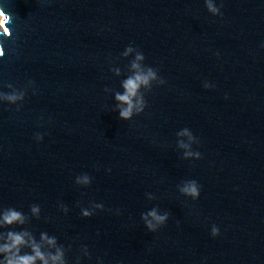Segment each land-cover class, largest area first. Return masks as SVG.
Instances as JSON below:
<instances>
[{
	"label": "water",
	"instance_id": "95a60500",
	"mask_svg": "<svg viewBox=\"0 0 264 264\" xmlns=\"http://www.w3.org/2000/svg\"><path fill=\"white\" fill-rule=\"evenodd\" d=\"M0 9V264H264V0Z\"/></svg>",
	"mask_w": 264,
	"mask_h": 264
},
{
	"label": "clouds",
	"instance_id": "9594fccd",
	"mask_svg": "<svg viewBox=\"0 0 264 264\" xmlns=\"http://www.w3.org/2000/svg\"><path fill=\"white\" fill-rule=\"evenodd\" d=\"M208 9L212 12H216L217 9L213 8L212 5L209 3L208 4ZM3 9H0V15H3ZM9 20L11 19L10 17L8 18ZM8 20L5 21L7 23ZM130 50V49H129ZM137 59H143V55H138ZM133 67H137V65L133 64ZM155 79V72L149 68L146 74H137L132 78H129L124 82L123 87L125 88V93L123 95H117L116 99L127 104V107L122 108L119 112V116L121 119H130L132 116V109H133V104H132V97L136 94V90L140 87V85H147L149 83V80ZM10 99H15L14 97H10ZM141 109H137V111H140ZM183 191L189 195H192L193 197H196L199 195L198 188L195 184V182L189 183L188 186H186ZM32 212H37L38 208L33 206L32 207ZM85 216L89 215L87 212L84 213ZM149 215L153 216L155 220L158 222L163 221L165 217L163 216H156L155 212L149 213ZM23 223V216L22 213L9 208L5 211L3 215V224L4 225H12L14 223ZM149 227L151 228L152 225L149 224ZM218 232L217 229H213V235H216ZM7 239L11 243H5L3 246H0V251L4 252H9L11 249L15 248L17 251L19 250V246L24 244V239H23V234L22 233H16L9 231L7 233ZM53 241H49V243H52ZM33 251L35 252V255H25V256H11L6 258L5 264H34V260L39 257L43 259L42 254L39 252L38 248H33ZM58 259L57 257H53V260ZM45 264L47 262L45 261Z\"/></svg>",
	"mask_w": 264,
	"mask_h": 264
},
{
	"label": "bare ground",
	"instance_id": "6f19581e",
	"mask_svg": "<svg viewBox=\"0 0 264 264\" xmlns=\"http://www.w3.org/2000/svg\"><path fill=\"white\" fill-rule=\"evenodd\" d=\"M5 19L4 15H0V26H1V22Z\"/></svg>",
	"mask_w": 264,
	"mask_h": 264
},
{
	"label": "rangeland",
	"instance_id": "374dc122",
	"mask_svg": "<svg viewBox=\"0 0 264 264\" xmlns=\"http://www.w3.org/2000/svg\"><path fill=\"white\" fill-rule=\"evenodd\" d=\"M0 28H1V26H0Z\"/></svg>",
	"mask_w": 264,
	"mask_h": 264
}]
</instances>
